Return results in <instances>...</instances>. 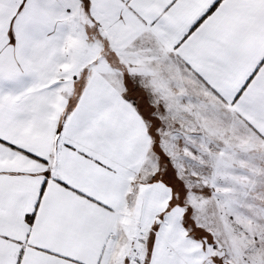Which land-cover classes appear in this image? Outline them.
<instances>
[{
	"label": "snow or ice",
	"instance_id": "snow-or-ice-1",
	"mask_svg": "<svg viewBox=\"0 0 264 264\" xmlns=\"http://www.w3.org/2000/svg\"><path fill=\"white\" fill-rule=\"evenodd\" d=\"M0 264H264V0H0Z\"/></svg>",
	"mask_w": 264,
	"mask_h": 264
}]
</instances>
